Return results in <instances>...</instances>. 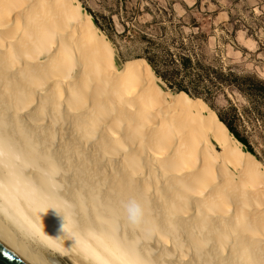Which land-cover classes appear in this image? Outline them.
Instances as JSON below:
<instances>
[{"label":"bare ground","instance_id":"6f19581e","mask_svg":"<svg viewBox=\"0 0 264 264\" xmlns=\"http://www.w3.org/2000/svg\"><path fill=\"white\" fill-rule=\"evenodd\" d=\"M0 242L27 264H264V163L143 57L117 66L78 0H0Z\"/></svg>","mask_w":264,"mask_h":264},{"label":"trees","instance_id":"16d2710c","mask_svg":"<svg viewBox=\"0 0 264 264\" xmlns=\"http://www.w3.org/2000/svg\"><path fill=\"white\" fill-rule=\"evenodd\" d=\"M140 1L120 0L119 10L107 14L85 6L82 11L87 10L113 45L117 66L119 60L143 57L161 88L172 94L184 91L190 97L202 98L241 148L264 163V77L235 57L236 52H247L236 40L243 22L221 25L218 44L210 48L215 27L210 26V17L221 8H202L199 0L191 5L182 0H146L148 3L142 6L137 4ZM228 14L232 18L229 11ZM248 27L257 30L258 25ZM226 91L232 98L220 105ZM247 125L258 137L259 151L250 141Z\"/></svg>","mask_w":264,"mask_h":264},{"label":"rangeland","instance_id":"374dc122","mask_svg":"<svg viewBox=\"0 0 264 264\" xmlns=\"http://www.w3.org/2000/svg\"><path fill=\"white\" fill-rule=\"evenodd\" d=\"M80 2V9L84 6L98 13H109L110 11L119 10L120 0H78ZM136 3L137 0H131ZM186 4H193L196 0H182ZM146 0L137 2L142 6ZM202 8L208 7L210 10L221 8L220 12L216 16L210 17V26L214 27V35L210 36V48L214 47V44H218V39L222 33L221 25H225L230 22H243V25L237 31L236 40L238 44L246 48L247 52L242 55V52H236L235 57L237 60L245 62L248 68H255L260 76L264 77V0H199ZM132 5V4H131ZM177 7L179 4L177 3ZM87 12V10H84ZM228 11L232 14V18L229 16ZM88 13V12H87ZM198 20H203L200 16H196ZM145 20V16L140 17ZM257 24V30H253L248 26ZM156 32L157 28L153 27ZM124 60H119L118 64L121 66ZM116 63V61H115ZM169 91V90H168ZM170 92V91H169ZM171 93V92H170ZM227 98H232L230 91H226L225 95L220 97V105L226 102ZM247 134L250 137V141L255 145L259 151V144L256 143L258 137L253 133L252 129H249V125L246 126ZM216 150L220 151V147L215 141ZM45 256H51L58 260L59 264H75L73 259L69 255H62L59 252H46Z\"/></svg>","mask_w":264,"mask_h":264},{"label":"water","instance_id":"95a60500","mask_svg":"<svg viewBox=\"0 0 264 264\" xmlns=\"http://www.w3.org/2000/svg\"><path fill=\"white\" fill-rule=\"evenodd\" d=\"M157 80V78H156ZM0 264H27L0 242Z\"/></svg>","mask_w":264,"mask_h":264},{"label":"clouds","instance_id":"9594fccd","mask_svg":"<svg viewBox=\"0 0 264 264\" xmlns=\"http://www.w3.org/2000/svg\"><path fill=\"white\" fill-rule=\"evenodd\" d=\"M127 211H128V214H129V218L135 222L137 217L139 216L140 214V208L137 204L135 203H131L127 206Z\"/></svg>","mask_w":264,"mask_h":264}]
</instances>
